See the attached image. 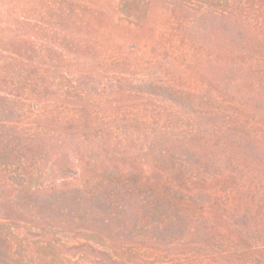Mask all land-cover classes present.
Masks as SVG:
<instances>
[{"label": "rangeland", "instance_id": "rangeland-1", "mask_svg": "<svg viewBox=\"0 0 264 264\" xmlns=\"http://www.w3.org/2000/svg\"><path fill=\"white\" fill-rule=\"evenodd\" d=\"M175 1L153 0L145 17L139 13L122 20L119 15H127L124 16L120 11L119 0H0V78L4 79L0 81V87L8 91L16 90V93L29 92L27 89L30 87L26 82L30 70H25V61L37 56L45 62L44 75L50 78L45 84L48 85V90L44 87L45 102L38 101L35 108L42 111L46 103L50 119L57 115L59 119L64 117L63 108L68 103L74 107L89 106L98 111L97 115L86 117L93 130L86 135H71V141L78 144V141L85 138L91 139L88 153L94 159L97 156L106 159L110 157L98 146L101 140L103 143H110V147L132 152L136 163L166 165V161L161 160L155 152L147 150L149 145L154 142L160 130L164 132L163 136L158 138L160 141L176 140L180 135L179 141L183 143L189 135V128L194 125L220 121L219 115H207V98L212 97L213 104L210 107L217 105L216 97L219 93L226 92L225 84L228 80L233 81L240 75H237L238 70L233 63H223L216 54L220 48L232 50L233 43L239 41L245 33L242 26H230L231 32L224 33L226 38H216L211 32V27L226 29V25L207 19L195 20L194 11H190L189 17L184 19L182 16L175 17L172 12V4ZM93 7L105 13L98 24L91 20L93 17L90 11ZM63 9L67 12L62 23L66 38L53 20ZM80 12L84 13L83 18L89 21V25L77 24L80 19L83 20ZM108 15L113 19L108 20ZM260 21L264 26V19ZM132 45L135 50L128 51V46ZM54 46H69L64 54L67 61L59 63L60 73L55 71L54 65L46 64L47 57L41 53L45 48L48 51ZM53 54L57 55L54 51ZM237 62L242 63L240 60ZM66 70L75 73L73 81L61 75L62 71ZM118 89L123 91L120 96L115 94ZM82 90L83 96L77 97L78 91ZM115 100L120 103L121 108L118 112L111 113L108 105ZM254 103L256 111L249 110L248 113L255 119L253 130L258 132L256 119L264 120V113L258 111L257 107H264V98ZM2 105L9 109V112L1 113L2 119L16 120L22 116V122L28 124L27 130L19 136L17 143L26 141V133L33 131L34 123L44 120L42 117L26 113V108L21 106V103L7 105L2 101ZM220 108L223 109L224 115L233 110L232 104L225 102V99ZM160 146L165 145H155ZM209 149L203 150L201 157L208 153L214 155V163L208 165L211 170L218 169L219 164L224 162L221 161L224 149ZM241 151L238 149L237 153ZM26 152L24 148H20L11 159H7L6 166L2 168L11 186L6 187L4 194L0 192L4 201L10 200L13 206L18 205L23 209L18 217L24 221L29 219L31 207H43L50 199L58 198L59 192L51 193L49 188L62 181L60 174H50L49 171L53 162L57 163L55 158L48 157L47 164L40 163L32 169L26 160L29 156ZM41 153L42 150H35L34 157L41 158ZM183 154L186 155L185 152ZM254 155L257 154L254 153L251 157ZM193 156L197 157L195 152ZM236 159L234 160L238 164ZM105 162L91 168L85 183L81 180L75 181L74 194L83 197L86 187L94 190L95 194L110 193L114 190V181H110V177L116 172V166L122 165L123 160L113 158ZM113 165L115 166L112 167ZM118 200L120 202L121 199ZM66 203L68 202L64 201L61 204L64 206ZM5 208L8 209L4 204L0 207V221H5ZM72 209L76 221L74 231L57 230V237L72 242L65 246H56L55 259L45 260L43 254H38L32 264H73L64 262V256L79 260V264H113L110 258H115L116 253L122 252L126 238L147 240H134L135 248L123 250L124 264L172 262L177 254L193 257L192 255L204 252L198 248L200 245L194 246L197 244L191 242L179 226L163 223L158 214L148 215V208L145 206L137 205L134 211H126L117 209L116 203H104V197H101L100 201L82 202V205L75 203ZM248 222L249 225L252 224L251 220ZM15 226L16 229L12 230L9 225H5L9 232L16 231L13 238L16 244L12 242V247L21 255L23 264H30L27 259L29 249L25 243H20L30 229L20 222L19 226ZM103 234L114 237L115 243L104 241L101 237ZM28 235L43 239L38 232ZM85 235L92 237L93 241L79 238ZM260 235L263 237L264 231L257 234L258 237ZM194 239L211 243L217 236L203 233ZM72 243L76 246L72 247ZM77 243L87 244L86 249ZM219 244L225 246L217 242V245ZM84 249L88 251V255L81 254ZM70 253H73V256H70ZM202 259L203 262L206 261V258Z\"/></svg>", "mask_w": 264, "mask_h": 264}, {"label": "trees", "instance_id": "trees-1", "mask_svg": "<svg viewBox=\"0 0 264 264\" xmlns=\"http://www.w3.org/2000/svg\"><path fill=\"white\" fill-rule=\"evenodd\" d=\"M152 2L153 0H119L120 11L124 16L127 15V17L119 15V18L127 20L139 13L145 17ZM190 11H194L195 20L207 19L210 22L226 25V29L211 27V32L216 38H226L224 33L231 32L230 26L235 28L242 26L245 29L242 38L233 43L232 50L227 51L220 48L216 54V57L221 58L223 63H233L235 69L238 70L237 75L240 76L233 81L228 80L225 84L226 92H221L222 94L219 93L216 97L217 105L210 107L213 104L212 97L207 98L209 105H207V115L209 117L219 115L220 121L194 125L189 128V135L183 143L179 141L180 135L176 140L160 141L158 138L164 134L160 130L159 135L147 150L155 152L161 160L166 161V165L150 166L145 162L136 163L132 152L114 146L110 147V143H103L101 140L98 146L110 157L106 159V157L97 156L94 159L88 153V148L92 143L91 139L85 138L78 141V144L71 141V135H86L93 130L92 125L86 121V117L97 115L98 111H94L89 106L74 107L73 104L68 103L63 108L64 117L59 119L57 115L50 119L46 103L42 111L35 108L38 106V101L45 102L44 87L47 91L49 87L45 84L50 78L44 75L45 62L37 56H32L25 61L27 65L25 70H30L26 82L31 91L26 89L30 93L25 91L16 93V90L8 91L0 87L1 194L6 192L4 191L6 187L11 186L2 167L6 166L7 159H11L20 148L28 152L29 156L26 160L32 169L37 164H47L48 157L55 158L57 163L53 162L49 170L50 174H60L62 177L59 184H54L49 188L51 193L59 192L58 198L50 199L43 207H31L30 217L26 221L18 217L23 212L21 207L13 206L10 200L9 203L8 200L4 201V197H0V207L2 208L4 204L8 208H5L7 210L3 217L5 221H0V263L23 264L21 255L16 248L13 249L11 244L16 242L13 239L16 231L9 232L10 230H7L5 225H9L14 230L15 225L19 226V222L24 223L25 227L30 229L28 234L38 232L43 236V239L41 237L36 239L25 233L24 239L20 240V243H25L29 249L27 259L30 264L35 262L38 254H43L45 260H53L57 256L56 246H65L72 242L57 237V230L74 231L75 229L76 221L73 218L72 205L100 201L101 197H104V203H116L117 209L134 211L137 205L147 207L148 215L158 214L163 223L168 222L179 226L186 237L197 244L194 246L200 245L198 248L204 251L200 255H192L193 257H183L177 254L174 255L176 258L174 257L172 262L159 261L156 264H264V235L263 237L257 236L259 232L264 231V120L256 119L259 133L255 132L252 128L255 119L253 120L248 113L249 110L256 111L254 102L264 98V26L260 21L264 19V0H176L172 4L175 17L182 16L184 19L189 17ZM66 14L67 12L63 9L53 19L65 38L62 23ZM90 14L93 17L91 20L96 24L101 21V16L105 15L103 10L94 7ZM83 15L84 13L80 12V17L83 18ZM112 19L113 17L108 15V20ZM77 24L89 25V21L83 18ZM67 47L69 46H63V48L54 46L48 51L46 48L41 51L44 57H47L46 64L54 65L56 72H61L58 70L59 63L67 61L64 56ZM133 50H135L134 45L128 46V51ZM53 51L57 55L53 54ZM209 56L212 55L209 53ZM238 60L242 63L237 62ZM61 75L73 81L75 73L66 70L62 71ZM3 80L0 78L1 82ZM81 92L84 91H78L77 97L83 96L84 93ZM122 92L118 89L115 94L120 96ZM224 99L225 102L232 104L233 110L228 115H224L223 109L220 108ZM2 101L7 105L21 103V106L26 108V113L44 118L34 123L35 127L32 132L26 133L28 135L26 141L17 143L19 136L21 137L27 130L28 124L22 122V116L16 120L2 119L1 113L9 112L7 107H3ZM108 106L111 113L118 112L121 108L117 100ZM257 110L264 113L263 106H258ZM157 144L165 146L155 147ZM104 146L106 148L103 149ZM211 147L213 150L218 147L224 149L221 160L224 162H221L215 170H211L208 165L214 163V155L208 153L201 157V152ZM37 149L42 150L41 158L34 157ZM238 149L242 151L237 153ZM193 152L197 155L196 158ZM254 153L257 155L251 157ZM113 158L123 160L122 165L118 164L116 172L110 177L112 178L110 181H114L113 191L95 194L94 190L86 187L83 197L74 194L76 180L85 183L94 165H102ZM118 199H121L120 202ZM117 200L118 202H114ZM64 201L68 203L63 206L61 203ZM249 220L252 221L250 225ZM203 233L216 235L217 239L211 243L194 239ZM108 236L101 235L104 241H114V237ZM79 238L88 242L93 241L88 235ZM134 240L142 242L147 239L128 240L126 238L122 245V252L116 253L115 258H110L113 264H124L125 251L123 250L135 248ZM217 242L225 246L217 245ZM78 245H82L85 249L87 246L85 243ZM71 246L76 245L72 243ZM85 249L81 251L83 256L89 254ZM70 256H73V253H70ZM203 257L206 258L205 262H203ZM62 260L66 263L79 264V260L67 256H64Z\"/></svg>", "mask_w": 264, "mask_h": 264}]
</instances>
